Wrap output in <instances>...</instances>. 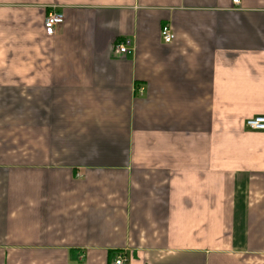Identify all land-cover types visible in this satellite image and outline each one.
I'll list each match as a JSON object with an SVG mask.
<instances>
[{"label": "crops", "instance_id": "crops-1", "mask_svg": "<svg viewBox=\"0 0 264 264\" xmlns=\"http://www.w3.org/2000/svg\"><path fill=\"white\" fill-rule=\"evenodd\" d=\"M255 115L264 0H0V264H264Z\"/></svg>", "mask_w": 264, "mask_h": 264}, {"label": "built area", "instance_id": "built-area-1", "mask_svg": "<svg viewBox=\"0 0 264 264\" xmlns=\"http://www.w3.org/2000/svg\"><path fill=\"white\" fill-rule=\"evenodd\" d=\"M235 4H239L240 0H233ZM65 15L62 11L54 6L46 15L44 19V26L48 34H54L57 27L64 22ZM161 36L165 42H170L174 39V32L169 24H164L161 28ZM129 41L124 40L117 44L116 50L120 53L129 52ZM246 127L250 130L264 131V115H255L245 120ZM124 258L119 256L116 258L114 264H122Z\"/></svg>", "mask_w": 264, "mask_h": 264}]
</instances>
